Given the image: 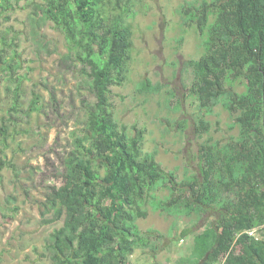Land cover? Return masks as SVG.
Here are the masks:
<instances>
[{"label":"trees","instance_id":"16d2710c","mask_svg":"<svg viewBox=\"0 0 264 264\" xmlns=\"http://www.w3.org/2000/svg\"><path fill=\"white\" fill-rule=\"evenodd\" d=\"M141 2L0 0V22L18 7L26 10L37 55L56 52L47 26L63 35L65 52L57 64L75 78V95L88 96L80 101L81 119L68 144L54 154L60 187L44 182L40 222L57 227L45 239L42 255L49 264H133L135 251L156 258L163 241L178 234L192 236V245L173 264H264V0H184L176 9L181 24L175 51L191 32L196 56L182 66L181 100L148 78L134 85L138 93L164 97V136L176 128L181 138L186 121L172 114L192 108L197 170L184 167L182 177L178 168L157 160V148L143 150L146 128L121 122L111 101L112 88L128 78L132 22ZM16 40L0 35V85L12 95L0 117V172L8 168L21 182V176L33 180L42 171L31 162L18 168L3 159L8 142L19 134L9 131L17 126L23 96ZM47 99L49 109H62L64 99L55 87ZM41 100L33 93L28 110L40 111ZM221 113L227 114V134L221 133ZM42 155L49 160V153ZM15 203L16 197H6V204ZM148 210L170 219L166 233L140 230L138 221ZM207 215L212 220L201 230H179L181 220Z\"/></svg>","mask_w":264,"mask_h":264},{"label":"rangeland","instance_id":"374dc122","mask_svg":"<svg viewBox=\"0 0 264 264\" xmlns=\"http://www.w3.org/2000/svg\"><path fill=\"white\" fill-rule=\"evenodd\" d=\"M184 0H142L135 7L137 13L133 19V51L128 66V78L122 86L112 88L111 101L119 120L125 123H138L146 128L144 151L158 149L157 160L170 170L178 168L182 177L183 168L197 170L196 154L199 141L196 139L191 113L192 108L186 105L180 113L172 114V118L186 121V129L182 137L177 136L174 128L163 135L166 127L163 98L147 96L135 91L136 82L148 78L152 83L167 85L173 89L181 100L185 92L181 73L182 66L191 56H196V39L189 32L179 51H175L173 38L179 33L181 21L176 9ZM23 2L19 3L22 7ZM16 8L8 13L9 19L0 22V35L9 40L16 36L15 49L22 76L23 96L18 123L10 132L18 131L13 140L8 142L4 158L13 162L18 168L28 162L41 168V173L33 180L21 176L17 181L8 168L0 172V264H49L48 258L42 255L45 239L57 227V224L42 225L40 222L39 204L43 200L44 182L48 181L60 187V177L54 172L56 156L68 144L69 133L77 125L81 115L80 101L88 96L75 95V78L63 72L57 64L59 56L65 52L63 35L52 28L44 29L45 34L53 41L56 52L50 56L37 55L36 47L29 36L26 10ZM175 64V66H174ZM50 87L59 91L64 99L62 109H49L47 92ZM41 95V110L29 111L32 94ZM72 96L70 101L69 96ZM84 95V94H81ZM12 95L0 85V117L6 114ZM89 100L91 98L89 97ZM69 103V104H68ZM218 111V110H217ZM221 129L227 134L225 122L227 114L221 113ZM14 134V133H13ZM220 135V134H219ZM2 145L0 144V150ZM53 149V152H49ZM43 153H49V160ZM28 190L25 194L23 190ZM16 197L14 206L6 204V197ZM18 208L14 212L13 208ZM212 216L207 215L199 221L181 220L179 230L190 229L194 233L209 225ZM140 230L149 228L166 233L170 219L159 213L148 210V216L138 221ZM192 245V236L183 239L178 234L162 243V249L156 258L137 250L130 257L133 264H156L168 261L173 264L176 259L188 253Z\"/></svg>","mask_w":264,"mask_h":264}]
</instances>
